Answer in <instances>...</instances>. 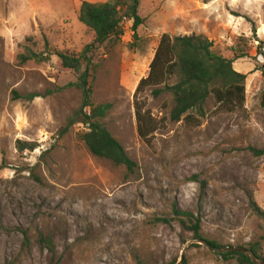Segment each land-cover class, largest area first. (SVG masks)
Instances as JSON below:
<instances>
[{
	"label": "rangeland",
	"instance_id": "374dc122",
	"mask_svg": "<svg viewBox=\"0 0 264 264\" xmlns=\"http://www.w3.org/2000/svg\"><path fill=\"white\" fill-rule=\"evenodd\" d=\"M83 1L107 0H0V264H247L194 239L174 206L200 216L206 239L257 244L264 256V155L250 150L264 148V0H141L137 35L125 20L123 35L95 45L92 101L112 103L101 122L137 163L132 170L92 154L81 123L60 135L81 105L69 85L78 73L57 55L20 59L45 55L46 42L70 53L92 43ZM165 33L204 35L226 58L247 51L233 64L247 75L244 105L211 95L204 117L172 121V95L154 94L163 84L136 93ZM137 108L155 128L146 138Z\"/></svg>",
	"mask_w": 264,
	"mask_h": 264
},
{
	"label": "trees",
	"instance_id": "16d2710c",
	"mask_svg": "<svg viewBox=\"0 0 264 264\" xmlns=\"http://www.w3.org/2000/svg\"><path fill=\"white\" fill-rule=\"evenodd\" d=\"M140 2L141 0L83 1L79 11V19L94 32L92 43L86 45L79 53H70L51 49L48 46L49 42H46L47 52L45 55L37 53L28 56L20 55L22 62L29 59L46 61L50 56L57 55L63 69L78 73L76 81L69 85L76 86L81 91V105L69 117L66 126L59 130L60 135L67 133L75 124L81 123L86 128V131L81 134V138L92 154L108 159L115 165H125L129 170L134 169L137 163L128 156L121 142L101 122V119L112 108V103L93 104V89L90 80L92 58L90 53L96 44H103L110 38L123 35L125 20H132L131 29L134 35H137L138 27L144 22V18L138 12ZM253 31L256 32L254 28ZM262 44L259 45L257 51L259 54L262 53ZM213 46V41L204 35L170 36L166 33L163 34L150 63L149 73L139 81L136 93L149 86L163 84L162 88L154 90V94L169 92L172 95L174 102L170 110L172 121H180L183 117L189 120L204 117L205 105L211 95L219 104H226L230 109L242 107L246 98L247 75L235 70L233 64L236 59L248 56V52L240 48L238 52L235 51L233 58H226L215 52ZM170 79H175V82L168 83ZM36 96V94H30L27 98L33 99ZM137 119L139 134L146 138L149 131L155 128H147L146 113H142L139 108H137ZM18 147L24 151L33 149L34 144L19 141ZM250 150L257 156L264 155V148L250 147ZM251 204L258 214L263 215L255 202ZM173 210L180 217L183 227L193 233L194 239L204 240L216 248L232 246L222 244L214 239H206L202 235L200 216H195L193 212L181 210L175 206ZM23 233L27 237L28 232L24 230ZM28 241L25 239V245H28ZM41 242L50 251H54L52 242L44 235L41 236ZM256 245L253 244L245 248L252 250L259 259L264 260V256L261 255ZM218 254L224 259L237 256L244 263L255 264L243 252L228 251ZM176 262L172 261L168 264H176Z\"/></svg>",
	"mask_w": 264,
	"mask_h": 264
},
{
	"label": "water",
	"instance_id": "95a60500",
	"mask_svg": "<svg viewBox=\"0 0 264 264\" xmlns=\"http://www.w3.org/2000/svg\"><path fill=\"white\" fill-rule=\"evenodd\" d=\"M262 102L264 104V93L262 95ZM200 243H202L204 246H206L209 250H212L214 252H218V253H224V252H228V251H238V252H243L245 253L247 256L250 257V259L255 263V264H264V260L259 259L255 253L245 247H241V246H230L227 248H216L211 246L210 244H208L206 241L204 240H198ZM183 259V255L181 260ZM179 264V263H178Z\"/></svg>",
	"mask_w": 264,
	"mask_h": 264
}]
</instances>
